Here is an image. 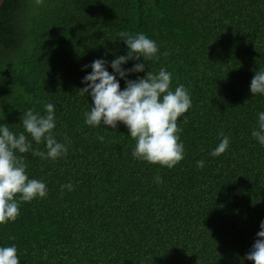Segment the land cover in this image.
Wrapping results in <instances>:
<instances>
[{"label":"trees","instance_id":"trees-1","mask_svg":"<svg viewBox=\"0 0 264 264\" xmlns=\"http://www.w3.org/2000/svg\"><path fill=\"white\" fill-rule=\"evenodd\" d=\"M136 33L165 55L128 61L122 67L145 68L126 78L162 67L191 100L177 122L184 156L170 169L133 159L123 124L83 123L84 66L124 55L121 34ZM261 68L264 0L3 1L0 123L22 131L23 112L52 103L54 133L69 147L55 161L22 154L28 177L48 192L18 202L15 221L0 225V246L15 244L19 264H251L244 257L264 219V146L250 132L264 97L249 83ZM218 133L229 146L213 157ZM69 182L73 190L62 191Z\"/></svg>","mask_w":264,"mask_h":264},{"label":"clouds","instance_id":"clouds-1","mask_svg":"<svg viewBox=\"0 0 264 264\" xmlns=\"http://www.w3.org/2000/svg\"><path fill=\"white\" fill-rule=\"evenodd\" d=\"M121 39L127 49L124 55L115 56L111 61L95 59L84 66L91 70L83 76L79 94H87L91 105L83 112V123L93 128L107 126L112 129L118 122L123 124L128 136L135 141L131 151L133 159L170 169L184 156L177 122L191 107L189 94L182 84L171 88V73L162 67L156 73L148 70L142 78L127 79L129 74L144 72L145 68V63L122 67L128 61H155L165 53L158 56L156 42L143 33L121 34ZM121 79L124 80L123 89L119 84ZM249 93L264 97V68L252 76ZM256 117V126L250 136L264 146V111L257 112ZM19 123L23 130L16 132L0 123V225L15 221L19 215V201L30 202L47 196L45 182L28 177L22 154L55 161L64 157L69 147L67 137L61 142L54 133L56 117L52 103L43 105V114L27 109ZM218 135L222 138L210 152L213 157L224 153L229 146V137ZM97 139L103 141L104 138L98 136ZM33 143L37 146L43 143V150L33 148ZM203 165L204 161H196L198 168ZM153 182H161L159 175L153 177ZM60 188L71 192L73 185L69 182ZM258 227L256 239L244 257L251 264H264V219ZM0 264H19L15 244L0 246Z\"/></svg>","mask_w":264,"mask_h":264},{"label":"water","instance_id":"water-1","mask_svg":"<svg viewBox=\"0 0 264 264\" xmlns=\"http://www.w3.org/2000/svg\"><path fill=\"white\" fill-rule=\"evenodd\" d=\"M3 1H5V0H0V8H1L2 4H3Z\"/></svg>","mask_w":264,"mask_h":264}]
</instances>
